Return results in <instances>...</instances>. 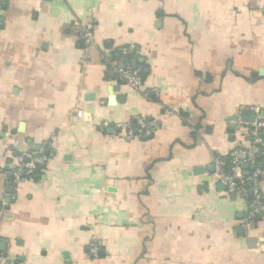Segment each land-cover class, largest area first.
I'll use <instances>...</instances> for the list:
<instances>
[{"label": "crops", "instance_id": "1", "mask_svg": "<svg viewBox=\"0 0 264 264\" xmlns=\"http://www.w3.org/2000/svg\"><path fill=\"white\" fill-rule=\"evenodd\" d=\"M244 110L264 117V0H1L0 264H264V211L251 222L215 174L251 148Z\"/></svg>", "mask_w": 264, "mask_h": 264}, {"label": "built area", "instance_id": "2", "mask_svg": "<svg viewBox=\"0 0 264 264\" xmlns=\"http://www.w3.org/2000/svg\"><path fill=\"white\" fill-rule=\"evenodd\" d=\"M1 1V0H0ZM93 17V15H92ZM79 35L85 48H90L95 43V21L94 17L78 24ZM121 79L124 83L134 90H140L144 86V79L139 71L122 68L119 71ZM138 129L134 130L132 126L127 127V136L134 138L141 136L147 127L145 119L137 120ZM246 125V124H244ZM107 126V125H106ZM251 138V148H239L234 152L232 163L228 166L230 172L226 171V163L223 160L216 161V176L226 186V194L229 196L235 194L248 203V218L251 222H255L263 216L264 207L261 203V186L259 172L254 171L251 174L243 173V165L253 163L256 153H260L264 157V117H258L254 122L243 127ZM53 151L43 152L36 156L31 153H23L19 156L17 166L11 170L15 179L32 177L36 171L45 167L53 158ZM28 160V162H27ZM248 194L252 195L253 201L250 203ZM99 247L95 242L89 243V251L93 256L98 255ZM1 264H13L8 256H5Z\"/></svg>", "mask_w": 264, "mask_h": 264}, {"label": "water", "instance_id": "3", "mask_svg": "<svg viewBox=\"0 0 264 264\" xmlns=\"http://www.w3.org/2000/svg\"><path fill=\"white\" fill-rule=\"evenodd\" d=\"M6 8V6L5 5H3L2 6V9H5ZM121 67L122 68H124V65L122 64L121 65ZM117 90V89H116ZM239 118V119H238ZM241 120V121H243V122H254V119H255V112H253V111H251V110H244V111H242V113L238 116V117H236L235 118V120ZM28 144H32V142L31 141H29L28 142ZM41 149V147L40 146H36L35 147V151H39ZM29 154H31L32 152L30 151V152H28ZM37 155V154H36ZM35 155V156H36ZM27 162H28V160H27ZM248 167V164H245V168H247ZM211 170H212V172L214 171V168L212 167L211 168ZM9 181H11V182H13L14 181V176H10L9 177ZM6 193L8 194V195H10L8 198H5L4 199V201H2V200H0V211L2 210V209H5V210H10V205L12 204V202H13V199H12V197L11 196H13V194L15 193V188L14 187H10V188H7V190H6ZM235 197V195H232V198H234ZM3 203H6L7 205L6 206H4L3 205ZM2 249H4V246L2 247ZM15 259V257L14 256H12L11 257V260H14Z\"/></svg>", "mask_w": 264, "mask_h": 264}, {"label": "trees", "instance_id": "4", "mask_svg": "<svg viewBox=\"0 0 264 264\" xmlns=\"http://www.w3.org/2000/svg\"><path fill=\"white\" fill-rule=\"evenodd\" d=\"M131 126L134 128V130H137L138 129V123H137V120L135 119L132 123H131ZM262 159L264 158L263 156H261ZM220 160H223L225 163H226V171L227 172H230V170L228 169V166L232 163V160H233V154L227 156V157H219ZM259 164V163H258ZM258 164H256V166H258ZM255 167V166H254ZM45 167L41 168V169H44ZM243 168L244 169H247L245 168V164L243 165ZM251 168V167H250ZM251 170V169H249ZM37 174V173H36ZM24 178H27V176H25ZM248 201L251 203L253 201V197L252 195H249L248 194Z\"/></svg>", "mask_w": 264, "mask_h": 264}]
</instances>
